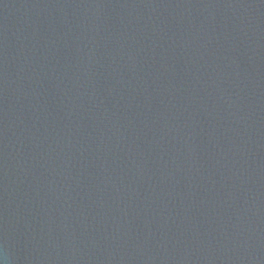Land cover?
Here are the masks:
<instances>
[{"label":"water","instance_id":"obj_1","mask_svg":"<svg viewBox=\"0 0 264 264\" xmlns=\"http://www.w3.org/2000/svg\"><path fill=\"white\" fill-rule=\"evenodd\" d=\"M0 264H264V0H0Z\"/></svg>","mask_w":264,"mask_h":264}]
</instances>
